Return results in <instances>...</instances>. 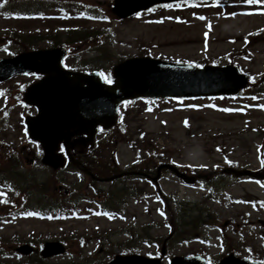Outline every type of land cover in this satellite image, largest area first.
Listing matches in <instances>:
<instances>
[{
  "label": "rangeland",
  "instance_id": "rangeland-1",
  "mask_svg": "<svg viewBox=\"0 0 264 264\" xmlns=\"http://www.w3.org/2000/svg\"><path fill=\"white\" fill-rule=\"evenodd\" d=\"M231 1V0H230ZM102 10L107 13L108 9L105 6ZM233 10H228L226 17L218 23L212 24L209 22L200 23L196 20L199 16L198 12L180 7H163L158 11L150 13L146 16L137 18H130L126 20H118L111 18L107 24V48L109 52L115 56L123 57L134 55L137 52L138 46L148 45L151 48L154 57L170 58L173 60H189L195 61L205 56L207 57H222L228 53L234 46L241 44L234 34L247 31L252 28L261 27L264 23L263 14H245L239 11L237 15ZM109 14V13H108ZM15 52L18 48H13ZM252 59L249 62H244L243 65L253 73L260 72L264 64V45L256 43L252 48ZM0 57H5V54L0 50ZM224 64V63H222ZM111 65H106L108 68ZM141 104L133 103L127 107L131 116L135 118L129 122V129L132 130L135 126H142L153 138V145L158 151L162 153L163 160L169 159L173 163L181 167H202L211 169L212 167H219L231 161L235 163V159L240 160L245 164V159H249L253 145H249L251 149L242 146L237 138L228 136L235 134V131L244 130L247 125L257 126L264 124L263 116L246 115L240 113H226L219 112L214 114L211 112L192 113L189 112V120H183L180 124L182 113L173 114L174 108L169 106L167 110L170 112L161 113L165 118L160 116V112L136 114L135 111ZM163 105V104H162ZM209 109V108H206ZM211 110V109H210ZM216 112V111H215ZM135 113V114H134ZM165 121L166 124H162ZM185 121L188 126H185ZM2 136V135H1ZM6 140L15 142L18 147L22 146L23 137L18 132L8 131L5 136ZM247 139L254 138L249 131L245 134ZM117 165L120 169H126L134 161V151L129 150L126 144L118 138L116 140ZM25 155L27 161L23 160L22 167L24 173H35L40 176V179H63L67 184H74L78 179L72 176H67L65 173H51V171L40 164L39 153L36 147H26ZM235 153V154H234ZM34 157V162L28 161ZM240 165V164H238ZM210 171V170H208ZM220 186L223 189L222 193H216V200H206L204 198L207 194V183L201 182L197 187H185L177 181L171 174L163 173L160 179V187L162 192L171 197H176L181 204H186L188 209H195L194 205H204L202 208L209 209L212 214L223 225L225 221H233L242 212L245 215L247 208L245 206H235L231 203H226L227 197L243 196L247 185L242 181L240 184L230 183L229 178L220 180ZM103 187V185H101ZM143 187V186H142ZM147 193L151 198L148 202L140 199L138 204L131 203V206L136 207L138 218L127 220L121 231L127 230L131 222V226L138 232V228L145 224L153 223L160 225L163 223L153 211L148 213L149 208H158L160 206L155 192L147 188ZM89 195L87 193H84ZM7 197L0 196V206L2 200ZM9 198L7 199V201ZM35 204L34 198H29L28 205ZM139 206V207H137ZM150 206V207H149ZM159 217V218H158ZM98 224V223H97ZM106 223H104L105 225ZM27 224H25L26 226ZM99 225V224H98ZM73 231L78 230L85 233L84 226H73ZM201 233V228L199 229ZM166 231L160 227L155 231L156 236L165 235ZM198 234V235H199ZM206 239L216 241L218 235L215 229H208L204 235ZM237 241V237L230 236ZM122 239L128 240L124 235H116L113 240L120 241ZM250 242L254 239H249ZM257 240L256 243H259ZM94 248L92 243L88 249L83 251V255L101 259L103 255L91 254ZM168 248L173 250L175 254L187 253L191 249H198L196 244L178 245L176 242H170ZM142 250L148 251L145 246ZM112 251L118 250V247L111 246Z\"/></svg>",
  "mask_w": 264,
  "mask_h": 264
},
{
  "label": "water",
  "instance_id": "water-1",
  "mask_svg": "<svg viewBox=\"0 0 264 264\" xmlns=\"http://www.w3.org/2000/svg\"><path fill=\"white\" fill-rule=\"evenodd\" d=\"M152 3L154 2H147L144 4H140V5H134L132 6L131 12L136 11L140 8H145L147 6H150ZM117 9L118 11L121 10L119 7ZM119 14L120 16H125L128 13L124 12V13H119ZM49 61L57 62L58 60L55 57L54 59L52 58ZM143 63H145L146 65L149 63V65L145 67H141L140 65H142ZM117 72H118L119 81H117L116 83L117 85L116 88L117 90H119L120 94L116 96L117 97L116 99H119V100L124 99V98H131L132 96H135V95H155V93L153 92H155L156 90L152 92H148V90L144 88V87L146 88L149 87L148 83L150 80L153 79V75L155 72L158 75V77L163 79L168 85L170 84L173 85L174 83L181 84L183 82V78L179 74L175 73L170 68L161 66L159 62H156V61L149 62L146 60H142V63H140V61L138 60L128 61L122 64L120 67H118ZM137 78H138L137 80L138 85L135 88L134 81ZM141 83H144V87H143V84ZM122 87H126V88L122 90ZM159 92L161 93L163 91L160 90ZM118 101L115 100L112 106H115V104Z\"/></svg>",
  "mask_w": 264,
  "mask_h": 264
},
{
  "label": "snow or ice",
  "instance_id": "snow-or-ice-1",
  "mask_svg": "<svg viewBox=\"0 0 264 264\" xmlns=\"http://www.w3.org/2000/svg\"><path fill=\"white\" fill-rule=\"evenodd\" d=\"M246 2L250 5H255V4L264 2V0H246ZM0 6H2V5H0ZM214 6H219V0H216V3L214 4ZM164 7L171 8L172 5H165ZM200 19H204V17H200ZM101 75H103V74H101ZM104 80H105V83H108V84H111V82H112L111 79L107 76L104 77ZM149 111H151V109H149ZM222 111L228 112V111H231V109H222ZM185 126H188L187 121H185ZM226 162L231 163V161H226ZM261 163H262V166H264V160H262ZM28 215H37V214L36 213H29Z\"/></svg>",
  "mask_w": 264,
  "mask_h": 264
}]
</instances>
